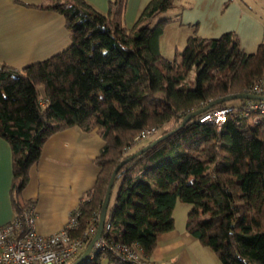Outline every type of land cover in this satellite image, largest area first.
<instances>
[{"label": "trees", "instance_id": "16d2710c", "mask_svg": "<svg viewBox=\"0 0 264 264\" xmlns=\"http://www.w3.org/2000/svg\"><path fill=\"white\" fill-rule=\"evenodd\" d=\"M49 1L38 8L64 17L70 47L22 70L0 65V138L12 153L15 216L34 205L21 194L47 141L70 128L96 130L105 142L96 160L100 174L76 208L75 236L100 216L112 175L128 160L114 181L107 239L138 249L146 261L158 239L175 229L181 202L191 206L187 233L221 264H264V118L230 116L219 129L200 124L198 116L183 125L188 115L246 94L264 78V41L248 54L234 33L210 40L195 34L168 60L160 40L173 19H157L181 0H152L132 28L123 24L125 0L110 1L106 14L85 0ZM165 126L170 130L139 147L141 133Z\"/></svg>", "mask_w": 264, "mask_h": 264}, {"label": "crops", "instance_id": "0c3cea01", "mask_svg": "<svg viewBox=\"0 0 264 264\" xmlns=\"http://www.w3.org/2000/svg\"><path fill=\"white\" fill-rule=\"evenodd\" d=\"M85 1L98 12L106 14L110 1L114 0ZM151 1L125 0L124 26L132 28ZM49 2L0 0V65L22 70L70 47L71 33L64 17L54 11L38 8ZM173 12L174 18L166 26L161 39L166 32L174 33L171 36L176 39L175 46L179 44L185 47L188 38L195 34L210 40L234 33L241 48L253 54L264 41V27L237 0H181ZM183 28L185 31H181ZM161 43L162 40L160 46L163 49ZM104 146L99 131L85 134L75 128L60 132L47 141L41 159L31 168L29 183L21 194L23 202L34 204L36 229L40 235L50 236L62 230L73 210L94 188L100 174L96 160ZM12 178L11 149L0 138L1 226L15 218L11 198ZM177 205L174 210L175 229L158 239L151 260L157 264H217L206 247L187 233L186 222L190 210L187 214L185 212V220L178 222ZM104 257L108 258H101Z\"/></svg>", "mask_w": 264, "mask_h": 264}, {"label": "built area", "instance_id": "2783aa9c", "mask_svg": "<svg viewBox=\"0 0 264 264\" xmlns=\"http://www.w3.org/2000/svg\"><path fill=\"white\" fill-rule=\"evenodd\" d=\"M246 94L264 98V78L257 81ZM230 116L248 121H254V117L264 118V101H246L239 106L214 109L200 115L198 121L220 129ZM155 134V129L147 130L136 140L140 142ZM80 216V212L73 210L62 230L43 236L36 229L34 205L26 208L10 223L0 225V264H72L84 254L87 245L95 237L100 220V216H96L83 233L75 236L79 231ZM111 229L110 223L105 224L103 236L96 242L86 262L91 263L99 257L109 256L118 264H142L141 261L144 260L138 249L107 239Z\"/></svg>", "mask_w": 264, "mask_h": 264}, {"label": "rangeland", "instance_id": "374dc122", "mask_svg": "<svg viewBox=\"0 0 264 264\" xmlns=\"http://www.w3.org/2000/svg\"><path fill=\"white\" fill-rule=\"evenodd\" d=\"M63 1L65 3L67 2V0H63ZM69 1H72V0H69ZM237 1L241 2L243 7L248 12H251L254 15L255 19L258 20L261 23V25L264 27V0H237ZM173 13H174L173 10H171L167 13H164L158 17L157 21H159L162 18H174ZM181 31H185V28H183V30H181ZM171 35H175V34L170 33V32H166V35L164 36V38L161 39L162 40L161 45H162L163 49H161V46H160L161 51L164 52L165 57L169 58V60H173L176 53L177 52L181 53L185 48L184 46L179 45V44L176 45V46H178V47H176L175 46L176 39H175V37L173 38ZM161 40H160V42H161ZM172 40H173V42H171ZM259 46H260V44H259ZM177 48H179V49L176 50ZM163 52H162V54H163ZM195 81H196V71L193 70L190 74V77H189V86L194 87ZM231 105L238 106V105H240V102L234 101V102H232ZM170 128H171L170 126H165L163 129H160L154 136L145 139L144 142L139 147L148 144L149 142H151L152 140H154L158 136H160V134H162L163 132L170 130ZM117 191H118V185H116L114 187V189L112 190L111 201H110L111 206L110 207H112L114 205L115 198L117 195ZM190 209H191L190 205H186V204H183L181 202H178L177 210H176V218H177L178 222H180L181 219H182V221L185 220L187 211ZM185 212H186V214H185ZM205 249H207V251H209V253L213 256V258H215V261H217V264H221L217 258V255L215 254V252L213 250H211L210 248H205ZM75 261H73V262H75ZM141 263L142 264H157L151 260V257L149 259H147L146 261H143V262L141 261ZM85 264H90V263L86 262ZM93 264H117V263L112 261L110 258L104 257V258H101L99 260H94Z\"/></svg>", "mask_w": 264, "mask_h": 264}, {"label": "water", "instance_id": "95a60500", "mask_svg": "<svg viewBox=\"0 0 264 264\" xmlns=\"http://www.w3.org/2000/svg\"><path fill=\"white\" fill-rule=\"evenodd\" d=\"M239 100L264 101V98H260V97H256V96L248 95V94H240V95H231V96H228V97H225V98H222V99H218V100H215V101L211 102L206 108L188 115L184 119L183 125L186 124L188 121L193 120L194 118L200 116L201 114H204V113L208 112L209 110H211L212 108L216 107L217 105H220V104H223V103L232 102V101H239ZM170 135H171V133L168 134V135L160 137L153 144L148 145L143 150H141L138 153L134 154L130 159H134L135 157L139 156L142 152L148 150L152 146H154V145L158 144L159 142L163 141L164 139H166ZM126 162H128V160ZM126 162H123L122 164H120L115 169V171H114V173L112 175V178H111L108 190H107V194H106V197H105V200H104V203H103L102 211H101V214H100V220H99V224H98V229H97V233H96L95 237L92 239V241L88 245V247H87L86 251L84 252V254L79 259H77L75 262H73L72 264H85L89 254L91 253L92 249L94 248L96 242L99 241L102 238L103 233H104L105 224H106L107 214H108V210H109V206H110L111 194H112V190H113V187H114V181H115V178H116L118 172L120 171V169L123 167V165Z\"/></svg>", "mask_w": 264, "mask_h": 264}]
</instances>
